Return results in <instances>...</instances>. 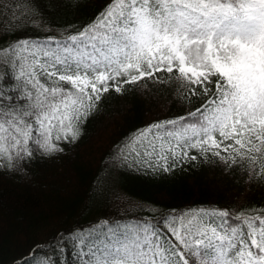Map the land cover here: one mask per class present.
<instances>
[{"label":"snow or ice","instance_id":"6c2138e0","mask_svg":"<svg viewBox=\"0 0 264 264\" xmlns=\"http://www.w3.org/2000/svg\"><path fill=\"white\" fill-rule=\"evenodd\" d=\"M0 16L5 34L48 29L35 0H0ZM149 81L200 106L130 134L114 166L168 172L195 150L264 180V0H111L76 33L0 46V169L62 153L105 94ZM65 245L74 264H264V209L101 220L37 245L28 264H63Z\"/></svg>","mask_w":264,"mask_h":264},{"label":"trees","instance_id":"16d2710c","mask_svg":"<svg viewBox=\"0 0 264 264\" xmlns=\"http://www.w3.org/2000/svg\"><path fill=\"white\" fill-rule=\"evenodd\" d=\"M111 0H35L47 30L28 27L14 34L0 31V46L19 39H43L73 34L91 24ZM0 21L4 17L0 16ZM110 91L98 109L80 125L75 143L54 157L35 155L23 171L0 169V264H28L37 245H47L60 233L84 229L101 220L154 217L194 207L264 209V180L248 181L238 167L218 160L181 161L168 171L114 166V146L154 122L185 116L200 106L176 91L173 84L149 81ZM223 154V153H222ZM49 253L47 247L41 255ZM56 259L74 264L72 249Z\"/></svg>","mask_w":264,"mask_h":264}]
</instances>
